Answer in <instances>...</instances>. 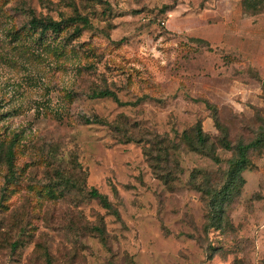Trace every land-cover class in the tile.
<instances>
[{
	"label": "rangeland",
	"instance_id": "obj_1",
	"mask_svg": "<svg viewBox=\"0 0 264 264\" xmlns=\"http://www.w3.org/2000/svg\"><path fill=\"white\" fill-rule=\"evenodd\" d=\"M238 8L240 0H0V264H264L263 92L257 72L220 43ZM75 15L89 24L44 35L29 24ZM100 90L121 104L89 97ZM94 116L178 145L168 149L169 183L142 143L84 124ZM197 123L210 141L260 139L240 194L213 226L207 191L224 184L232 153L187 148L181 133ZM91 188L117 214L89 198Z\"/></svg>",
	"mask_w": 264,
	"mask_h": 264
},
{
	"label": "trees",
	"instance_id": "obj_2",
	"mask_svg": "<svg viewBox=\"0 0 264 264\" xmlns=\"http://www.w3.org/2000/svg\"><path fill=\"white\" fill-rule=\"evenodd\" d=\"M256 0H240V6L243 15L247 16H256L262 14L263 12H257ZM252 9L253 13L249 14L244 9ZM73 23L81 24V26H87L89 21L87 17L75 15L73 17H68L66 19L54 20L52 18H36L32 17L29 21L30 27L34 30H38L39 34L44 35L45 33L59 34L63 28L67 25ZM80 29L77 28V32ZM197 41H202V39H195ZM204 42V40H203ZM208 43V42H207ZM260 86L263 92L264 98V80L259 79ZM90 98H110L114 102L121 104L118 100L116 94L111 90H100L93 91L90 95ZM126 105V104H125ZM84 124H103L109 127L110 130L117 132L118 142L128 143V142H137L143 144V156H145L153 165L152 168L154 172H157L159 178L164 182L165 185L169 183L170 171L167 168V163H169V150L177 149L178 145H170L169 139L166 135L159 134H150L148 137L141 131V128L135 127H123L116 123H109L105 120H101L94 116L92 119L88 117H82ZM181 140L187 148H191L192 151H197L205 149L206 146L213 148L214 143L217 144V147L225 151L231 152L232 156L226 161V170L224 172V184L221 185L217 190L213 192L207 191V194L210 195V212H211V226L215 224H220L223 220V204L225 201H230L233 198L237 197L240 194L241 188L243 187L245 181L242 176V173L250 168V159H249V150L255 148L260 144V139L248 143L237 142L235 145H232L226 137H222L219 140L210 141L209 136L205 134L199 123H197L191 132L183 131L181 133ZM206 152V151H202ZM215 163L219 162V157L213 154L212 157ZM164 160L166 163L167 173L163 175L164 169L160 167L161 161ZM5 162L8 171L12 172V162H13V142H10L5 151ZM11 180L13 175H10ZM74 184V183H73ZM84 186V184H83ZM87 196L91 199H95L98 203L106 210L110 211L112 214H117L116 210L112 204L108 201L107 197L99 193L96 189H89L87 191Z\"/></svg>",
	"mask_w": 264,
	"mask_h": 264
},
{
	"label": "crops",
	"instance_id": "obj_3",
	"mask_svg": "<svg viewBox=\"0 0 264 264\" xmlns=\"http://www.w3.org/2000/svg\"><path fill=\"white\" fill-rule=\"evenodd\" d=\"M235 12L230 13L229 18L236 28L223 25L220 43L229 53L236 54L241 63L252 67L260 79L264 80V13L256 16L243 15L241 6L237 9V14ZM234 16L237 18L233 19ZM203 38L209 40L208 35ZM209 42L214 44L211 40Z\"/></svg>",
	"mask_w": 264,
	"mask_h": 264
}]
</instances>
